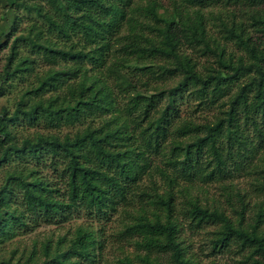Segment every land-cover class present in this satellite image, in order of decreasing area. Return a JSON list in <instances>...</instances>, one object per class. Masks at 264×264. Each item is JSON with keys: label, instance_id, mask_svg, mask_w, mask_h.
<instances>
[{"label": "trees", "instance_id": "obj_1", "mask_svg": "<svg viewBox=\"0 0 264 264\" xmlns=\"http://www.w3.org/2000/svg\"><path fill=\"white\" fill-rule=\"evenodd\" d=\"M0 5V244L77 215L102 223L40 264H97L114 216L143 252L120 264H191L180 234L205 228L212 250L264 264V0ZM234 180L236 227L176 201Z\"/></svg>", "mask_w": 264, "mask_h": 264}, {"label": "rangeland", "instance_id": "obj_2", "mask_svg": "<svg viewBox=\"0 0 264 264\" xmlns=\"http://www.w3.org/2000/svg\"><path fill=\"white\" fill-rule=\"evenodd\" d=\"M1 7V5H0ZM125 33V31H123ZM3 64V55L0 52V66ZM9 96L0 98V106H4L8 110L11 108V102ZM18 129L14 134V141H18V136L21 134L30 133L31 130L23 132ZM44 173H47L44 171ZM246 190L245 184L241 180H234L231 182H224L222 184L212 183L205 187H193L188 188L183 194L176 193V201L181 206L185 202L196 201L201 207L208 210L215 209L216 211H223V214L229 219V222L233 227L237 226L235 209L239 204V197ZM244 201L248 202L247 198ZM253 201V200H252ZM249 200L248 203H252ZM249 215V211L247 212ZM109 222L104 223V233L106 235L113 234V237L107 236L106 245L102 254L101 263L97 264H120L119 260L123 256L132 257V254L138 253L142 255L140 249H136L130 242L119 241L117 234L118 224L111 218ZM94 220L87 219L85 217H76L63 224H38L31 232L26 234H14L7 241L0 244V259H10L13 262L17 261V264L25 263L40 264L43 260L48 259L54 255L56 250H64L66 245L57 243L59 237L68 238L72 230L78 225L91 226L101 224ZM214 230L205 228L204 230H197L194 233L183 231L180 234L182 240V246L185 250V255L190 259L191 264H251L249 261L242 262V257L236 255L233 252L234 248L229 252L212 250L210 245V239L214 237ZM49 242L48 254L43 252V243ZM55 245L60 247L56 248ZM121 248L120 250L118 248ZM13 252V253H12ZM233 253V254H232ZM244 253V254H243ZM242 255H246L243 250ZM254 258H258L255 256ZM131 264H139L137 261H133Z\"/></svg>", "mask_w": 264, "mask_h": 264}]
</instances>
